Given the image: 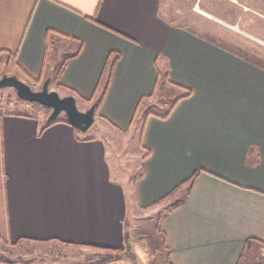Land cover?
<instances>
[{
    "label": "crops",
    "instance_id": "obj_1",
    "mask_svg": "<svg viewBox=\"0 0 264 264\" xmlns=\"http://www.w3.org/2000/svg\"><path fill=\"white\" fill-rule=\"evenodd\" d=\"M230 47L167 20L161 0H0V76L9 53L29 81L57 69L83 110L104 93L101 130L140 127L131 194L139 213L170 204L168 264H264V67ZM157 90L178 91L164 114ZM40 115L0 116V245L110 249L126 192L105 142Z\"/></svg>",
    "mask_w": 264,
    "mask_h": 264
},
{
    "label": "rangeland",
    "instance_id": "obj_2",
    "mask_svg": "<svg viewBox=\"0 0 264 264\" xmlns=\"http://www.w3.org/2000/svg\"><path fill=\"white\" fill-rule=\"evenodd\" d=\"M161 13L177 26L185 27L215 41L229 43V47L232 46L233 48H230L234 51L254 57L256 62L264 67V0H161ZM205 14L210 17H206ZM242 35L249 38L252 43L247 41L243 43L240 38ZM58 47L53 45L50 57L57 67L65 59V55L54 52ZM1 69L0 78L15 76L34 91L41 90L48 78L29 81L13 67L7 69L5 62ZM56 73L57 69L53 71L48 90L65 97V89H60L55 80ZM177 92L170 90L163 94L157 90L150 103L155 104V110L154 108L151 110L159 114L167 112L177 98ZM76 103L77 108L84 111L81 103ZM144 109L143 104L141 110ZM38 113L42 114L41 117L48 118L51 111H36L31 103L20 100L12 88L0 89V116L26 115L35 118L41 125ZM58 117L66 119L64 114ZM65 124L78 135L94 136L105 142L111 166V179L126 192L125 203L123 206L119 204L117 216V227H120V230L115 237L107 241L110 249L77 247L65 248L63 252L62 248H56L54 245L21 242L14 247L0 245V260L10 264H100L120 258L119 262L111 264H168L162 244L163 238L157 230L158 218L170 204L166 203L159 208L139 213L135 211L137 207L131 194V180L139 176L136 169L142 164L140 127L135 126L124 133L109 131L106 128L101 130L94 119L92 126L81 132Z\"/></svg>",
    "mask_w": 264,
    "mask_h": 264
},
{
    "label": "water",
    "instance_id": "obj_3",
    "mask_svg": "<svg viewBox=\"0 0 264 264\" xmlns=\"http://www.w3.org/2000/svg\"><path fill=\"white\" fill-rule=\"evenodd\" d=\"M49 82L50 77L43 83L41 90L34 91L15 76H2L0 89L12 88L20 100L48 107L51 110L47 118L48 122L57 119L60 114H64L71 127L81 132L87 131L94 122L95 104L81 111L77 108L76 99L73 96L60 97L57 92L49 91Z\"/></svg>",
    "mask_w": 264,
    "mask_h": 264
},
{
    "label": "trees",
    "instance_id": "obj_4",
    "mask_svg": "<svg viewBox=\"0 0 264 264\" xmlns=\"http://www.w3.org/2000/svg\"><path fill=\"white\" fill-rule=\"evenodd\" d=\"M118 59V56H116V58L109 64V67H108V70H107V72H106V74H105V76H106V82H105V89H106V87H107V85H108V83H109V80H110V78H111V73H112V68H113V66H114V64H115V62H116V60ZM64 63V62H63ZM63 65V64H62ZM61 65V66H62ZM7 66H8V68L7 69H10V68H12L13 66H14V54H10L9 53V58H8V60H7ZM61 69H62V67H60ZM105 89H104V91H105ZM190 94V92L189 91H187V94H185L184 96H182L183 98L184 97H187L188 95ZM103 95H104V93H102V95L100 96V98L94 103L95 104V111H96V109L98 108V106H99V104H100V102H101V100H102V98H103ZM89 102H91V100H89ZM32 104V106L34 107V110H36V111H46V112H48V111H51L48 107H45V106H42V105H40V104H38V103H31ZM59 118V117H58ZM55 119V120H53V121H50V122H47V125L45 126V127H48V126H50V125H52V124H54V123H57V122H59V121H62V122H65V123H67V124H69L67 121H66V119ZM146 156V155H145ZM144 156V157H145ZM143 157V158H144ZM142 158V159H143ZM197 173H195V174H193L192 176H191V178H189V180H188V185H189V187H188V189L189 188H191V186H192V184L194 183V181H195V179H196V177H197ZM135 180V178H132V181H134ZM158 232H160L159 231V228H158V230H157ZM121 259L120 258H118V259H116V260H109V261H105V262H102V263H100V264H111V263H114V262H119Z\"/></svg>",
    "mask_w": 264,
    "mask_h": 264
}]
</instances>
